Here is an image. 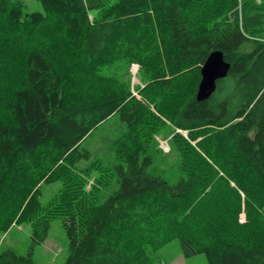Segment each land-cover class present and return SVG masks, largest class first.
<instances>
[{"label":"trees","instance_id":"obj_1","mask_svg":"<svg viewBox=\"0 0 264 264\" xmlns=\"http://www.w3.org/2000/svg\"><path fill=\"white\" fill-rule=\"evenodd\" d=\"M38 1L0 0V232L28 223L35 245L61 217L65 264H153L176 238L185 258L264 264V0ZM215 50L231 68L199 101ZM114 114L120 162L80 166L82 142ZM161 140L179 156L174 184L149 170ZM0 264L36 263L5 249Z\"/></svg>","mask_w":264,"mask_h":264},{"label":"rangeland","instance_id":"obj_2","mask_svg":"<svg viewBox=\"0 0 264 264\" xmlns=\"http://www.w3.org/2000/svg\"><path fill=\"white\" fill-rule=\"evenodd\" d=\"M22 1L26 5L27 12L43 11V6L38 0ZM129 70L133 94L141 99L142 95L137 86L144 87L145 82L140 77V65L137 62H132ZM125 129L126 126L121 122L119 114H114L95 128L81 144V148L89 149L92 152V157L91 159H83L80 166L89 165L94 160L100 161L105 166H114L119 163L114 149V141ZM183 133L187 135V131ZM164 143L169 145L168 140L160 141V148L163 151H154V164L149 170L153 174L165 177L174 184L183 174L178 163L179 156L171 149L167 150ZM168 147L170 148V145ZM92 181L91 178L88 188H90ZM60 187L61 182L45 183L42 187V202L44 204L49 203ZM117 188L118 183L114 179L108 188L101 191L99 202H104ZM241 221H245V213L241 215ZM181 248L179 239H172L163 247L152 252L153 264H169L182 251ZM5 249H13L21 255H27L32 250L33 260L36 264H65L70 254V243L63 227V219L61 217L54 219L46 241L35 245H33L30 225L14 222L7 231L0 232V250ZM186 260L188 264H209L204 254Z\"/></svg>","mask_w":264,"mask_h":264},{"label":"water","instance_id":"obj_3","mask_svg":"<svg viewBox=\"0 0 264 264\" xmlns=\"http://www.w3.org/2000/svg\"><path fill=\"white\" fill-rule=\"evenodd\" d=\"M231 63L226 60L221 50L212 51L201 68L202 79L197 91L199 101L209 99L217 90L218 80L225 78Z\"/></svg>","mask_w":264,"mask_h":264},{"label":"crops","instance_id":"obj_4","mask_svg":"<svg viewBox=\"0 0 264 264\" xmlns=\"http://www.w3.org/2000/svg\"><path fill=\"white\" fill-rule=\"evenodd\" d=\"M186 259L181 251L180 253H178V256L176 258L169 262V264H188Z\"/></svg>","mask_w":264,"mask_h":264},{"label":"built area","instance_id":"obj_5","mask_svg":"<svg viewBox=\"0 0 264 264\" xmlns=\"http://www.w3.org/2000/svg\"><path fill=\"white\" fill-rule=\"evenodd\" d=\"M165 147H167V150H169L170 148L168 147L169 145H167L166 143H164ZM164 147V148H165Z\"/></svg>","mask_w":264,"mask_h":264}]
</instances>
